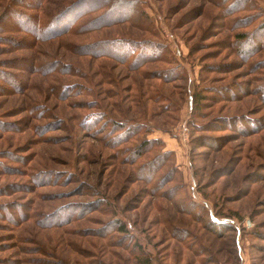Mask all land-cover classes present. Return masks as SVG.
Wrapping results in <instances>:
<instances>
[{
  "label": "rangeland",
  "instance_id": "374dc122",
  "mask_svg": "<svg viewBox=\"0 0 264 264\" xmlns=\"http://www.w3.org/2000/svg\"><path fill=\"white\" fill-rule=\"evenodd\" d=\"M73 1L46 4L41 40L0 34V264H207L173 228L211 264H264V0H136L56 36ZM94 1L79 23L104 14ZM128 39L148 45L136 70L123 46L83 53Z\"/></svg>",
  "mask_w": 264,
  "mask_h": 264
},
{
  "label": "trees",
  "instance_id": "16d2710c",
  "mask_svg": "<svg viewBox=\"0 0 264 264\" xmlns=\"http://www.w3.org/2000/svg\"><path fill=\"white\" fill-rule=\"evenodd\" d=\"M50 1L51 0L49 1L48 0H10L7 3V5L3 8L0 14V34L6 33V32H17V33H23L24 35H30L32 37H37V39L39 38V34H40L39 40L43 39L42 38L43 33L41 34L40 29L45 26L43 25L45 22L43 23V20H41V15L43 12L42 10L46 6V4L49 3ZM91 2H95V1L94 0H75L73 2L65 4L61 12L57 11L56 13H54L52 17L48 18V20L51 19V21L46 24V25H49V28H50L49 31L57 30L56 36H59L65 33L68 34L71 28H75L78 30H95L97 28L105 27L107 25H114L116 23H119L120 20L125 21V19H121V17L123 16L121 13L118 14V19L115 18V16H112L114 15L113 14L114 11L116 10L118 11V9L121 8L120 11L123 13H126L127 10H129V7H133L137 1L136 0H96V4L97 2H101L100 3L101 5H98V9L101 10V8L105 6L106 9H105V12H103L104 14L101 16H97V17H90V18L85 17L84 21H82V23H79V21L82 19V16L85 14V13L84 14L81 13L82 8L86 5L91 4ZM77 10H80L79 13H76ZM86 11L88 10H84V12ZM93 12L94 10L90 11L89 14ZM12 23L14 24L12 25ZM58 26L62 28H65L67 26L69 27L63 30H59L60 28ZM81 28H86V29H81ZM258 31L261 33L264 32V23L259 26ZM261 33H258V34H261ZM241 34H238V35H241ZM10 38L12 37H6V39L0 37V41H1L0 43L4 41L6 43H3V44H7V41H12ZM21 40H23V38H21ZM15 43L18 44V40H16ZM146 43L147 42H144V41H135L131 39H128L126 40V42H122V43H119V41L115 42L113 40L108 43H105V42L102 43V46L104 45L106 47L104 51L95 52L93 51V47H96V46L90 45L87 48H85V51L83 53H90L91 54L90 56L95 57V58L109 56L110 58L115 59L116 61L121 59L123 60L121 62L122 64L128 61L130 68L132 70H136L137 68H139L145 63V60L142 59V57L146 55L145 54V52L147 51L146 46H148L146 45ZM106 44H108L109 46ZM122 46L125 48V50L123 49ZM108 47L110 48L112 47L115 50H118L117 48L123 49L124 51H123L121 58H119L118 55L116 56L115 53H112V50L107 49ZM157 54L155 53V55ZM161 60L166 62V60L164 59H161ZM31 65H33L32 62L29 64V67H30L29 69L32 71L34 69L31 67ZM9 67L18 68L17 65H9ZM159 70H161V72L164 74L162 76H159V78H162L163 79L162 81L164 82L172 81V80L180 78L178 75H171V77L173 78L170 77V79H166L167 74H168L167 71H169L171 74H174L173 73L174 70L171 68L159 69ZM10 77L11 75H8V73H5V72H1L0 74V79L4 81L9 80ZM212 91L216 95L219 90L214 89ZM190 99L191 101L189 103L191 106L190 107L191 111L197 112L202 106V101L207 99V97L206 95H203V94H194L193 96H191ZM109 124L112 127H115V130L117 131L122 130L126 132L125 129H127V132H130L132 128L130 126L126 127L122 125V123H119L116 121H112V122L109 121ZM136 127H141V125H137ZM151 143L152 141H149V140L143 141L141 145L139 146V149H142L143 147L146 146V144H151ZM137 155H139V153H137ZM206 222H207V225H205V227L211 231H214V227H216L217 225L221 226L222 228L227 227V231L228 229H232L233 231H236V227L232 226L230 221H213L210 219V221H206ZM173 229L174 230H172L171 235L173 237L175 236L181 242L185 243L187 238L191 237L193 241L189 244L190 250L191 249L194 250L195 256L201 257L204 263L211 264L212 258L209 257L206 247L203 245L198 246L194 244L195 239L192 237V235L189 233L188 230L184 228H180V229L173 228ZM116 230L123 232L125 230V226L117 225ZM220 235H222V233L218 234V236ZM234 242H236V238L234 239ZM139 264H150V260L147 258H143L141 259V261H139Z\"/></svg>",
  "mask_w": 264,
  "mask_h": 264
}]
</instances>
